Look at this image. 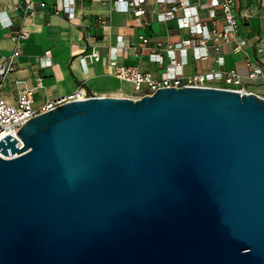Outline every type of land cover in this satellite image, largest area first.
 Returning <instances> with one entry per match:
<instances>
[{
  "label": "water",
  "instance_id": "1",
  "mask_svg": "<svg viewBox=\"0 0 264 264\" xmlns=\"http://www.w3.org/2000/svg\"><path fill=\"white\" fill-rule=\"evenodd\" d=\"M16 132L0 139V264H264V97L92 96Z\"/></svg>",
  "mask_w": 264,
  "mask_h": 264
},
{
  "label": "crops",
  "instance_id": "2",
  "mask_svg": "<svg viewBox=\"0 0 264 264\" xmlns=\"http://www.w3.org/2000/svg\"><path fill=\"white\" fill-rule=\"evenodd\" d=\"M39 1L42 0H34V3L38 4ZM46 1L45 9L39 8L26 23L30 36L21 44V55L17 59L20 68L10 75V82L4 92L10 102L15 101L18 89L21 88V84H16L15 81L25 80L29 86H34L35 73L40 74L43 79V86L35 90V106L48 99L66 96L79 86L98 95L113 96L118 92L132 94L131 83L115 75L110 56L114 53L120 64L138 66L143 71L160 76L167 71L168 61L159 64L151 61L148 49L139 52V36L146 35L152 42H176L189 37L188 30L177 28L174 20L158 21L157 12L162 6L154 0L147 1L148 11L139 17L133 12L115 10V0H74L76 15L73 19L63 13L48 11L50 6L61 7L69 0ZM239 1L238 13H249L240 33L252 43L256 32L264 31V0ZM20 4H23V0H0V10H5L17 24L22 13L18 8ZM201 4L200 11L205 16L206 0H201ZM101 16L107 19L111 28L98 22V17ZM16 29V26L11 30L0 28V49L3 55L12 52L14 42L11 36ZM120 35L123 36L122 43L119 42ZM93 49L100 50L101 59L84 64L80 58ZM254 49L249 47L250 52H254ZM221 54L225 58L224 69L238 68L242 72L246 71L243 57L234 53L231 43L222 46ZM213 58L196 60L189 48L188 61L182 68L183 75L205 72L216 67ZM252 89L257 94L264 95V79L253 84Z\"/></svg>",
  "mask_w": 264,
  "mask_h": 264
},
{
  "label": "built area",
  "instance_id": "3",
  "mask_svg": "<svg viewBox=\"0 0 264 264\" xmlns=\"http://www.w3.org/2000/svg\"><path fill=\"white\" fill-rule=\"evenodd\" d=\"M147 1L115 0L114 8L121 12H133L135 16L139 17L147 13ZM154 1L162 6V9L157 12L158 21L170 22L174 20L177 28L188 30L189 37L176 42L170 40L152 42L146 35L139 36V52L148 49L151 61L159 64L168 61L167 71L160 76H154L150 71H143L138 66L122 65L113 53L110 56V63L115 67V75L121 80L131 83L133 87L132 94H124L122 97L137 99L144 95H151L159 88L183 86L219 87L241 93H256L252 89L253 84L264 79V31L256 32L252 43L250 39L240 33L243 21L249 18V13H238L239 0H206L205 16H202L200 11L201 0ZM46 6V0L39 1L38 4L34 3V0H23V4L18 7L22 13L17 24L5 10H0V28L11 30L15 26L18 27L11 36L14 42L12 52L3 55L0 49V139L9 133L18 138L17 129L28 120L53 110L64 102L82 100L92 96H104V94L91 93L84 86H79L66 96L48 99L35 106V90L43 86L42 76L35 73L36 84L34 86H29L25 80H17L15 82L21 84V88L18 89L15 101L10 102L5 97L4 92L10 82V75L20 68L17 59L21 55V44L30 36L26 23L39 8L45 9ZM48 11L63 13L69 19H73L76 15V6L74 0H69L61 7L50 6ZM98 22L111 28L103 16L98 17ZM118 38L122 43L123 36L120 35ZM228 43L232 44L234 53L243 57L245 72L238 68L228 70L223 68L225 58L221 51L222 46ZM249 47L255 48L254 52H250ZM189 48L192 49V55L196 60L214 57L217 66L211 67L205 72L184 76L182 68L188 61ZM100 59L101 52L98 49H93L80 58L84 64ZM260 96L264 97V95Z\"/></svg>",
  "mask_w": 264,
  "mask_h": 264
},
{
  "label": "bare ground",
  "instance_id": "4",
  "mask_svg": "<svg viewBox=\"0 0 264 264\" xmlns=\"http://www.w3.org/2000/svg\"><path fill=\"white\" fill-rule=\"evenodd\" d=\"M113 96H120V97H122V96H124V94L123 93L122 94L117 93V94H114Z\"/></svg>",
  "mask_w": 264,
  "mask_h": 264
},
{
  "label": "rangeland",
  "instance_id": "5",
  "mask_svg": "<svg viewBox=\"0 0 264 264\" xmlns=\"http://www.w3.org/2000/svg\"><path fill=\"white\" fill-rule=\"evenodd\" d=\"M119 93V92H118ZM119 94H122V92H120Z\"/></svg>",
  "mask_w": 264,
  "mask_h": 264
}]
</instances>
